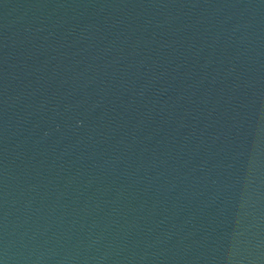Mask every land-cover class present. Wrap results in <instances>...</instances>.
<instances>
[{"label":"water","instance_id":"95a60500","mask_svg":"<svg viewBox=\"0 0 264 264\" xmlns=\"http://www.w3.org/2000/svg\"><path fill=\"white\" fill-rule=\"evenodd\" d=\"M0 264H264V0H0Z\"/></svg>","mask_w":264,"mask_h":264}]
</instances>
